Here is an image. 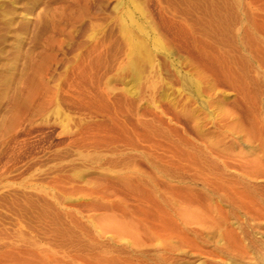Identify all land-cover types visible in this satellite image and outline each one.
Segmentation results:
<instances>
[{
    "label": "rangeland",
    "instance_id": "rangeland-1",
    "mask_svg": "<svg viewBox=\"0 0 264 264\" xmlns=\"http://www.w3.org/2000/svg\"><path fill=\"white\" fill-rule=\"evenodd\" d=\"M263 77L264 0H0V264H134ZM249 245L225 264H264Z\"/></svg>",
    "mask_w": 264,
    "mask_h": 264
},
{
    "label": "bare ground",
    "instance_id": "bare-ground-1",
    "mask_svg": "<svg viewBox=\"0 0 264 264\" xmlns=\"http://www.w3.org/2000/svg\"><path fill=\"white\" fill-rule=\"evenodd\" d=\"M144 50L132 41V70ZM246 104L198 158L166 177L163 209L151 214L148 242L136 239L134 264H225L246 257L253 228L264 227V77L261 92Z\"/></svg>",
    "mask_w": 264,
    "mask_h": 264
}]
</instances>
